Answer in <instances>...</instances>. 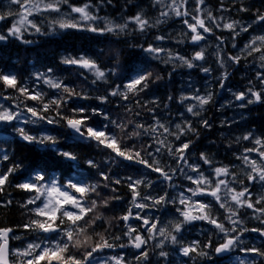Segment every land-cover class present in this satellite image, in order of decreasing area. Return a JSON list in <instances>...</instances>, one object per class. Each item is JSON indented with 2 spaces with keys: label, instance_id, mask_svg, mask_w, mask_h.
I'll use <instances>...</instances> for the list:
<instances>
[{
  "label": "snow or ice",
  "instance_id": "6c2138e0",
  "mask_svg": "<svg viewBox=\"0 0 264 264\" xmlns=\"http://www.w3.org/2000/svg\"><path fill=\"white\" fill-rule=\"evenodd\" d=\"M12 4L18 6L12 27L8 30V36L22 39L23 33L34 30L41 33V27L35 21L36 15L45 13L60 14V19L50 21V31L55 32V26L59 29L86 30L92 33H112L119 35L124 33L129 25H135L136 29L144 32L147 29L156 27L165 22L157 18L155 23L145 18L142 13L128 17L124 23H117L112 20H105V26L99 28L92 22L99 19L91 11L92 4L86 2L76 6L70 0H11ZM156 4H164V0H155ZM189 0H170L164 4L165 10L160 12V17L169 16L185 17L183 24L187 31L183 35L189 38L188 42L199 47L191 57H185L177 52L166 50L159 46L149 45L143 50L152 55L153 59L162 60L165 64H173L175 67H187L188 69L199 68L206 75L212 73L211 67H204L202 63L207 57V49L201 47L202 41L213 33V26L232 33L235 40L241 33H247L252 27L241 26L238 21L224 22L221 24L211 11L203 7L205 0H195V8L188 9ZM67 5L71 13L78 14L79 18L71 17L62 11V6ZM241 11L248 9L241 7ZM6 15H0V20L6 19ZM67 17V18H65ZM256 22H264V14L257 13ZM8 37L0 35V41ZM156 40L162 41L164 36H156ZM217 45L216 63L219 68L226 69L230 63L238 65L241 60L253 57L259 61L256 80L259 88L252 86L238 93H234V99L239 101V107L245 108L252 104H264V34L252 36L240 49L238 54H228L225 59L221 45L225 43L223 37L216 38ZM28 43L27 41H25ZM184 43V40L178 41ZM236 45L233 44V48ZM162 54L166 55V59ZM119 51L115 59L119 62ZM178 62V63H177ZM61 63L75 65L91 73L94 79L92 83L107 82L106 72L97 60L87 55L79 57H64ZM114 73L115 69L109 70ZM53 70L37 72L32 78L31 85L21 82L15 74L0 72V99L5 102L11 100L8 105L0 103V124L9 125L13 128L16 136L23 142L24 147L38 146L47 149L49 146L52 153L60 159V162H71L69 169L77 166L79 161L74 151L62 150L60 138L57 135L49 134L43 130L44 125L62 126L70 130L68 139H73L81 144H95L97 148L107 150V155L112 163L127 161L143 166L147 172L156 173L157 180L161 183H168L169 187H175L173 178L179 173L189 184L182 187L176 196H173L166 189H161L163 194H153L151 189L155 181L145 174L139 177L131 175L113 180L107 172L101 169L100 180L89 182H75L72 179L64 181L49 175L50 166L45 162L43 167L37 166L31 173L14 186L18 189L34 193L21 205L27 209L32 218L23 225L26 230L36 234L35 239L29 242L25 248L18 249L10 246V240L19 239L10 235L12 228H0V264H97L94 254L105 249L131 247L137 250L134 257L135 264H148L149 245L152 249H159V256L167 259L169 252L164 249L167 245L179 246V255L196 264L197 261L207 262L214 252L218 257L223 258L224 254L238 251L242 256H236L238 264H264V249L256 246L242 247V236L246 232L258 233L264 237V227L247 228L243 219L242 209H249L252 212L251 218L257 220L264 226V194L253 197L244 180H240L228 166L217 165L206 153L201 152L199 162L190 160V150L193 140L184 139L190 135L199 137L198 123L202 128H210L211 124L203 113L207 106L214 102V93L200 90L190 91L189 94H182L179 103L185 112L193 119L185 117L179 122H162L153 115L152 124H144L131 119H112L110 115L102 111L100 105L109 102V97H119L123 101H131L134 97L139 107V95L149 88L150 83L160 80L159 75L153 79V72L142 70L140 66L126 68L123 79L127 82L121 89L120 86L112 89L106 95L96 96L99 104L92 106L71 104L73 99L88 100L90 97L77 91L76 88L64 83L62 79L54 76ZM228 72H222L218 83L224 87L228 79ZM11 89L12 93L8 94ZM47 89V90H46ZM173 97H169L172 100ZM29 101L33 103H28ZM150 103L155 104L156 101ZM154 112V108H147ZM126 112H132L126 107ZM136 116L140 113L136 112ZM103 116L107 121L102 126H97L94 117ZM19 125V126H18ZM38 126L30 128L29 126ZM39 134H35V133ZM148 136L151 143L142 144L137 147L133 142L134 138ZM248 141L252 147H245L243 152L236 155V159L244 166L248 184L259 182L264 186V136H255L252 132L237 138ZM171 158L172 163H167L162 157L165 155ZM119 158V160H117ZM0 161L9 162L0 170V193L5 191L6 186L12 185V177L23 169L22 162H11L6 151L0 150ZM202 162V163H201ZM89 168H98L94 160H88ZM203 165H207L205 170ZM126 184L131 199L129 207L123 215L115 218L123 222L125 231L123 237L127 243H115L121 240V235L110 236L108 228L97 231L98 221L111 226V219L105 217L102 209H107L113 200L121 199L120 196H107L103 189L110 185ZM242 187L237 189L236 185ZM116 192V188H111ZM206 198V199H202ZM7 203H11L9 200ZM28 205L34 207L28 208ZM172 205L175 212L168 208ZM259 206V207H258ZM164 210V215L172 214L173 219L164 221L162 216L149 217L143 215L145 210ZM138 221L133 224L131 221ZM201 221L211 228L208 232L206 242L193 240L182 244V232L187 225ZM215 237V239H213ZM176 249L173 248V251ZM16 257V260H11ZM259 258V259H258ZM103 264H132L123 255L116 254L106 258Z\"/></svg>",
  "mask_w": 264,
  "mask_h": 264
},
{
  "label": "trees",
  "instance_id": "16d2710c",
  "mask_svg": "<svg viewBox=\"0 0 264 264\" xmlns=\"http://www.w3.org/2000/svg\"><path fill=\"white\" fill-rule=\"evenodd\" d=\"M86 2L92 4V11H97L98 13H107L110 15L117 14L118 16L125 17L127 10H131L134 7V11H138L142 7L150 6L145 0H70V3L76 6L82 5ZM137 8V9H136ZM253 9V8H252ZM253 12H258V9H254ZM11 16H7L6 19L1 20L0 31L3 35L8 38L0 42V72L5 74L12 73L15 74L21 82L31 85L32 78L37 72H47L49 68L53 70V75L59 77L64 81L65 84L74 87L77 91H81L87 94L90 99L79 100L73 99L71 104L77 106L81 104H89L96 106L99 101L95 99L96 96L106 95L112 89L120 86L123 87L124 83L127 81L123 79L126 73V68L133 66H140L142 70L153 72V79L156 75L161 77L160 80H155L152 84V88L145 90L138 97L141 105H147V107H139L136 104V99L133 98L131 101H123L119 97H109V102L100 105L102 111L107 112L112 119L127 121L129 119L141 123L148 124V118L154 113L159 115L160 107L155 104L152 105L147 102V92L152 90L153 93L160 99L161 104H165L166 94H172L178 86L179 68L173 65H168L169 70L163 67L156 61H152L147 56L148 52L143 49L147 48V37L148 31L140 32L137 30L134 32L132 30H126L124 33L119 35L114 34H97L86 30L77 29H59L55 26L57 33L51 34L49 32L50 23H47V19L43 17L36 16V21L42 28L41 33H36L32 31L30 33H23L22 39H16L15 37H9L5 30L8 27V19ZM112 17V16H111ZM132 28V27H130ZM49 31V32H48ZM27 41L28 43H26ZM119 51V62L115 59L116 52ZM80 54H87L91 58L97 60L102 68L106 66L111 70L115 69L114 73H109L107 77V82H97L92 83V78L89 77L85 71L75 65H67L61 63L62 58L67 56H78ZM181 70V69H180ZM184 72V70H183ZM173 78H171V77ZM150 86V85H149ZM0 90H2V85H0ZM47 90V89H46ZM8 94L12 93V90H7ZM161 97V98H160ZM2 103L11 105L13 102L11 100L5 102L0 99ZM28 103H33L29 101ZM131 108L132 112H126L125 108ZM147 108H154V112H150ZM261 108L258 106L255 110L248 113L247 121L242 123L230 125L225 121L220 124L219 119H216L213 126L210 129H203L201 131L199 146L194 152L197 155V160L201 152L206 153L211 157L217 165L229 166L232 169L233 163L237 160L236 154L242 152L245 147H249L248 143L243 140L237 142L238 137H242L248 132H252L255 136H264V114L260 112ZM139 112L140 115L136 116L135 113ZM145 113V114H144ZM144 115L142 117V115ZM145 116H148L145 118ZM97 122V126H102L107 123L103 119V116L93 118ZM146 119V120H145ZM38 126H30V128H37ZM11 126L1 124L0 131L2 133H7L8 137L1 136L0 138V150L6 151L11 162H22L23 169L20 173H17L15 177H12V185L6 186L5 191L0 193V227H10L16 230L17 233H22V235L27 238H33L36 236L35 233L26 230L23 225L29 222L32 218L30 213L26 208L21 207L27 199L34 195L32 192L21 190L16 188L14 185L16 183L22 182L32 171L33 168L40 166L43 167L45 162L50 166L49 175H54L57 179H62L67 181L72 177L75 182H89L94 183L100 180V171L98 169L107 172L110 177L115 179H122L129 175L133 177H139L141 174H145L146 170L141 165L135 163L129 164L127 161L112 163L107 155V150L97 148L95 144H81L73 139H68L69 131L62 126H49L44 125V129L49 132V134L57 135L60 138V146L62 150L74 151L78 157V165L71 167L69 169L68 165L71 162H60V159L52 153V149L49 146L47 149L38 146H28L24 147L23 142L19 140L16 134L10 132ZM35 134H38L35 133ZM135 143L137 147L142 144L151 143V138L148 136H142L140 138H134L132 141H128L129 144ZM237 151H239L237 153ZM94 160L98 165V168H89L87 161ZM167 163H172L171 158L167 157L166 153L162 157ZM119 160V158H117ZM239 161V160H237ZM0 170H4V165L9 162L0 161ZM150 179L155 181V186L151 191L153 193L159 192L163 194L161 189H168V183H161L157 180L156 173H151L150 171L146 173ZM240 180H244L247 183L246 176L242 174L238 175ZM175 186H181L180 176L173 179ZM115 187L116 192H112L111 188ZM103 192L107 196H120L121 199L113 200L107 209H102L105 217L112 218L111 226L104 223V221H98L97 231H103L108 228L110 236L121 235L120 241H115V243H127V238L122 236L125 231L123 222L115 219L124 214V212L129 207V201L131 199V193L129 192L126 184L115 185L112 184L107 189H103ZM120 194V195H119ZM11 203H7L8 201ZM34 207L28 205V208ZM158 216H162L166 222V215H164V210L158 211ZM260 225V224H259ZM262 225H260L261 227ZM256 227V226H255ZM264 227V226H262ZM209 232V230H208ZM208 232L203 231V237L200 239L202 242H206L208 239ZM248 236L243 238V245L249 246L248 242H255L254 246L264 249V240L260 239L261 236H254L249 232ZM248 238L247 241L245 239ZM215 239V237H213ZM149 245V250L151 248ZM131 247L125 248H115V249H105L102 252L96 253L99 255H116L123 252V256L132 261L135 264L134 257L136 254L130 253L127 256L125 251L131 252ZM159 252V251H154ZM153 259V260H152ZM259 259V258H258ZM187 260V258L185 259ZM184 261V260H182ZM176 264V260H169L161 258L154 254L149 256L148 264ZM181 264V262H179ZM188 264H193V261L188 260ZM196 264H232L224 258H218L215 256L214 252L211 253V259L207 262L197 261ZM238 264V263H237Z\"/></svg>",
  "mask_w": 264,
  "mask_h": 264
},
{
  "label": "rangeland",
  "instance_id": "374dc122",
  "mask_svg": "<svg viewBox=\"0 0 264 264\" xmlns=\"http://www.w3.org/2000/svg\"><path fill=\"white\" fill-rule=\"evenodd\" d=\"M145 1L148 2V4H150V6L148 5V6L142 7L138 11H134L135 9L133 7L131 10H127V13H126L127 15L125 17L118 16L117 14L110 15V14L103 13V12L98 13L97 11L91 10L94 15L99 17L98 20H96L92 23L94 24V26H97L99 28H103L105 26V20H112V21L117 22V23H124L128 17L134 16L139 12V13H142L145 16V18L149 19L152 23H155L157 18H160L161 20L165 21V22L157 25L156 27L147 29V31L149 32L147 40H146L147 47L149 45L159 46V47H162L166 50H171L173 52H177L181 55H184L185 57H191L194 51L199 50V47H197L194 44H190L188 42L189 38H187L183 35V33L187 31L186 26L183 24V20L185 19V17H176L174 15L169 16L167 18L160 17V15H159L160 12L162 10H165L164 4L169 3L170 0H164V4H156L155 0H145ZM255 1L258 2V0H255ZM251 2H253V0H205V3L203 5V7L206 9V11H211L212 14L215 17H217V19L223 17V20H220L221 24L224 22L238 21L239 25H241V26H248V25L252 26L247 33H241L235 40L232 39V33L231 32H229L227 30H223L221 28H215L213 26V33L210 36H208L207 42L201 46V47H205L207 50H211V52L209 53V56L211 58L209 61L206 58L205 61H201V62H197V63L198 64L202 63L204 67H211L212 68L214 66L215 69L212 68V73L210 75H206L202 71H200L199 68H196V70H197L196 74H191L190 77L184 78L186 80L185 82L187 84L179 83V86L182 88L180 93L178 94L179 97L182 94H189L190 89H192L191 91L199 90V83L195 82V81H197V79L195 78V75H198L201 77L200 78L201 79L200 85H202V89L207 90V89L213 88L214 102L211 103L210 105H208L207 110L203 113V118H205L206 114L209 113L208 118H205V119H207L208 121L210 120L211 123H214V121L212 120L211 117L217 118V116H218L217 113L223 114L222 110H225V109H223L224 101H226L225 98H228L229 95H233L234 94L233 90H235L237 88L238 89L237 91L240 92V91L246 90L250 86L249 82H248V74H249V68H250L249 66L251 64L255 65V67L253 68V72H254L253 74H254L255 78H256L257 71L260 70L259 61L257 59H254L253 57H248L247 60H241V62L238 65H232L229 63L226 66V69L219 68V65L216 63L215 52L217 50V45L219 43V41L216 38L218 36L223 37V39L225 41V43L221 46V48L223 49V55L226 59L228 54H232V55L238 54L240 52V49L243 48L244 44L252 36L259 34L260 26L257 22L256 23L254 22L256 20H250L249 16L251 14L247 13L246 11L240 10L241 7H244L247 9L250 6ZM262 4H264V0H263ZM194 8H195V0H189L188 9L192 10ZM62 11L65 14H70L71 17H74L76 19L79 18L78 14L71 13V10H70V8L67 7V5L62 6ZM17 12H18V6L16 4H12L11 0H0V15H6L7 13H12V15H7V16H11L8 19V22H9L8 27L5 30L7 35H8V30L12 27L15 19L18 18L16 15ZM36 16L43 17V18L47 19V23H50V21H52V20L61 18L60 14H57V13H45L43 15H36ZM36 16H35V21H36ZM245 17H247V18H245ZM65 18H67V17H65ZM130 27H132V28H130ZM0 28H1V20H0ZM48 28L50 31V27H48ZM132 29H134L133 30L134 32L137 31L135 25H129V28L126 30L130 31ZM32 31H34V30H29L26 33H30ZM42 31L43 30L41 28V32ZM57 31L58 30H55L54 33L51 31L49 33L55 34V33H57ZM0 35H3L1 33V31H0ZM156 36H164L165 39L162 41H158L155 39ZM9 37H11V36H9ZM181 40H184L185 42L179 43L178 41H181ZM233 44L236 45L235 48H233ZM162 55L165 59L167 58L165 54H162ZM147 56L149 57V59L158 61L162 65H173V64H165L162 62V60L153 59L152 55L150 53H147ZM178 68L183 69V70H191V69H188L187 67H178ZM238 68L241 69L243 74L235 76L236 80H233L232 75L234 74L235 69H238ZM193 69H195V68H193ZM104 70L108 73H111L109 71L110 69L108 67H107V69H104ZM225 70L228 72L229 75H228V79L225 81L224 87L221 88L219 83H218V80L220 79L222 72ZM89 74H90V76H92L91 73H89ZM178 78L180 80H183V77H181V75H179ZM186 86H189L188 87L189 90L185 89ZM252 86H255L256 88L260 87L257 80H256V84L252 83ZM233 87H234V89H233ZM200 92H201V94L204 93L201 90H200ZM219 98H223V99L221 101H218ZM255 105H257V104H255ZM250 106L251 105H248L245 108H248ZM231 109L239 110V108L237 106H232ZM184 113L187 114L186 112H184ZM187 115H189V114H187ZM225 118L226 117H224L222 119H225ZM191 140H193V137H191ZM247 186L249 187V189H255L258 192L256 194H254L253 197L258 196L260 194H264V186H262L259 182L255 183V184L247 185ZM178 193H179V191L175 187H173V194L172 195L176 196ZM168 208L172 209V213L175 212L172 205H169ZM151 211H152L151 214H149V212H144L142 214L147 215L149 217L155 216L154 213L156 212V209H151ZM242 213L247 214L244 217L245 219H252L251 218V216H252L251 210L242 209ZM169 216L173 218L172 214H169ZM201 223H204V222L197 221V222H193V224L187 225V226H188V228H190L193 225H198ZM255 225H256V222L254 220H251L250 222H248L246 224V227L250 229V228H253ZM193 240L194 239L189 238V242H191ZM245 241H247V238L245 239ZM166 248H172V249L175 248L176 249L175 252L173 253V256L175 257L176 263H178L180 261V258H181V256L179 255V246L167 245ZM109 256H112V255H109ZM109 256L106 255V257L105 258L102 257V259H99L97 256H95L97 264H103V261L106 260V258ZM236 256L237 255H235L233 257L234 260H236L235 259Z\"/></svg>",
  "mask_w": 264,
  "mask_h": 264
},
{
  "label": "flooded vegetation",
  "instance_id": "af4514ba",
  "mask_svg": "<svg viewBox=\"0 0 264 264\" xmlns=\"http://www.w3.org/2000/svg\"><path fill=\"white\" fill-rule=\"evenodd\" d=\"M260 2H261V6H260V4H259V8H260V10H259V12H257V13H261V14H264V5H262V2H263V0H260ZM258 3H259V0H258ZM252 4H255V1L252 3ZM249 8H251L250 6H249ZM257 13L256 14H251L250 16H249V19L250 20H256V16H257ZM255 23H256V21H254ZM258 24H259V26H260V31H259V34H264V22H257ZM207 42V39L205 40V41H203L202 42V45H204L205 43ZM213 69H214V66L212 67ZM241 75V74H240ZM212 90V88L211 89H207V90H204L203 92H205V91H211ZM239 91H237V93H238ZM178 99H179V97H178ZM237 102V101H236ZM178 103H179V100H178ZM180 104V103H179ZM152 105H154V104H152ZM228 106H230V104H228ZM261 111L260 112H263V114H264V104H261ZM253 111L255 110V107L252 109ZM252 110H250V112L252 111ZM214 114V113H213ZM231 114V112H228L227 113V116L228 115H230ZM208 116H209V114L208 115H206V117L208 118ZM212 118V120H214V118L213 117H211ZM189 119H193V118H189ZM196 120H197V123H196V128L198 129V131H200V129L202 128V127H200V125H199V123H198V120H199V118H195ZM210 121V120H209ZM209 123H211V121L209 122ZM184 139H186V138H184Z\"/></svg>",
  "mask_w": 264,
  "mask_h": 264
},
{
  "label": "bare ground",
  "instance_id": "6f19581e",
  "mask_svg": "<svg viewBox=\"0 0 264 264\" xmlns=\"http://www.w3.org/2000/svg\"><path fill=\"white\" fill-rule=\"evenodd\" d=\"M160 98H161V97H160ZM152 106H153V105H152ZM152 106H151V107H152ZM159 111H162V110H159ZM144 114H145V113H144ZM154 114H155V113H154ZM141 115H142V114H141ZM143 116H144V115H142V117H143ZM146 117H148V116H145V118H146ZM145 120H146V119H145ZM144 124H145V123H144ZM119 195H120V194H119Z\"/></svg>",
  "mask_w": 264,
  "mask_h": 264
}]
</instances>
